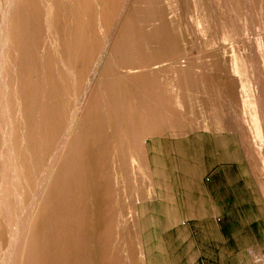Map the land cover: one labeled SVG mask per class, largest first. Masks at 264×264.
<instances>
[{
    "label": "bare ground",
    "instance_id": "bare-ground-1",
    "mask_svg": "<svg viewBox=\"0 0 264 264\" xmlns=\"http://www.w3.org/2000/svg\"><path fill=\"white\" fill-rule=\"evenodd\" d=\"M166 10L0 0V264H136L115 253L116 212L123 221L142 141L178 126L173 101L199 80Z\"/></svg>",
    "mask_w": 264,
    "mask_h": 264
},
{
    "label": "rangeland",
    "instance_id": "rangeland-1",
    "mask_svg": "<svg viewBox=\"0 0 264 264\" xmlns=\"http://www.w3.org/2000/svg\"><path fill=\"white\" fill-rule=\"evenodd\" d=\"M161 1L169 14L168 24L177 36L178 48H182L180 60L192 59L199 80L195 90H183V96L180 93L173 101V110L179 115L178 126L165 127L158 135L142 141L136 166L139 181L129 184L125 192L128 198L123 221L116 212L114 249L115 253L121 250L122 255L133 252L136 264H188L187 252H145L149 235L153 244L156 236L155 226L146 224L156 216L155 205L159 201L154 158L160 157V144L176 152L180 142L192 143L196 137L212 132L226 143L230 154L236 153L251 183L261 196L264 194V0ZM150 28L151 25L144 29ZM165 58L169 63L170 58ZM174 76L173 69L164 67L161 78L172 81ZM12 89L17 90V85ZM164 91L169 98L174 93ZM1 207L3 221L6 213ZM12 219L16 223L17 218ZM149 228L152 232L148 235ZM101 230L96 228L98 234ZM21 246L18 252H28L26 238ZM5 247H0V255L7 252ZM259 252H264V248ZM255 254L251 255L250 264ZM201 260L195 264H201Z\"/></svg>",
    "mask_w": 264,
    "mask_h": 264
},
{
    "label": "crops",
    "instance_id": "crops-1",
    "mask_svg": "<svg viewBox=\"0 0 264 264\" xmlns=\"http://www.w3.org/2000/svg\"><path fill=\"white\" fill-rule=\"evenodd\" d=\"M208 134L180 142L176 152L158 146L153 168L159 201L146 222L156 236L153 244L147 230L145 252H187L188 264L200 258L201 264H250L264 248V194L236 153Z\"/></svg>",
    "mask_w": 264,
    "mask_h": 264
},
{
    "label": "built area",
    "instance_id": "built-area-1",
    "mask_svg": "<svg viewBox=\"0 0 264 264\" xmlns=\"http://www.w3.org/2000/svg\"><path fill=\"white\" fill-rule=\"evenodd\" d=\"M251 264H264V252L255 254Z\"/></svg>",
    "mask_w": 264,
    "mask_h": 264
}]
</instances>
